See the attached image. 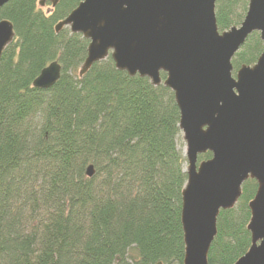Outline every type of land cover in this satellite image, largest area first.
I'll list each match as a JSON object with an SVG mask.
<instances>
[{"label": "trees", "instance_id": "trees-1", "mask_svg": "<svg viewBox=\"0 0 264 264\" xmlns=\"http://www.w3.org/2000/svg\"><path fill=\"white\" fill-rule=\"evenodd\" d=\"M80 2L12 0L0 9L15 34L0 58V264H182L187 175L173 93L117 71L110 57L79 77L88 41L54 27ZM246 5L216 0L218 30L239 26ZM261 51L253 33L232 75ZM53 62L59 80L33 88ZM256 189L247 180L236 205L220 211L208 264H234L249 249Z\"/></svg>", "mask_w": 264, "mask_h": 264}, {"label": "water", "instance_id": "water-1", "mask_svg": "<svg viewBox=\"0 0 264 264\" xmlns=\"http://www.w3.org/2000/svg\"><path fill=\"white\" fill-rule=\"evenodd\" d=\"M10 1L0 0V9ZM215 1L81 0L54 29L68 28L88 41L79 77L110 57L117 71L173 93L186 147L182 264H208L217 217L236 205L247 180L257 185L248 203L250 247L234 264H264V0H248L240 25L223 32ZM253 33L262 51L254 65H242L233 76L231 60ZM14 37L12 24L0 20V58ZM59 77L53 62L32 86L49 89ZM206 153L211 157L198 162ZM86 176H93L91 166Z\"/></svg>", "mask_w": 264, "mask_h": 264}, {"label": "rangeland", "instance_id": "rangeland-1", "mask_svg": "<svg viewBox=\"0 0 264 264\" xmlns=\"http://www.w3.org/2000/svg\"><path fill=\"white\" fill-rule=\"evenodd\" d=\"M248 2V0H247ZM247 6V5H246ZM44 7V6H43ZM178 147L181 150V152L183 153V155L185 154V141L182 139V135L180 136V141L178 143ZM185 157V156H184ZM186 168V167H185Z\"/></svg>", "mask_w": 264, "mask_h": 264}]
</instances>
